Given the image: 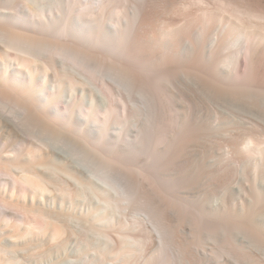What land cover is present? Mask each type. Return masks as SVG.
I'll return each instance as SVG.
<instances>
[{
  "label": "bare ground",
  "instance_id": "bare-ground-1",
  "mask_svg": "<svg viewBox=\"0 0 264 264\" xmlns=\"http://www.w3.org/2000/svg\"><path fill=\"white\" fill-rule=\"evenodd\" d=\"M23 2L0 0V8H8L0 11V132L28 142L24 153L0 146V180L13 181L22 197L14 202L0 193L1 207H13L31 234L50 228L51 247L62 249L70 239L59 213L64 209L36 205L32 193L50 192L57 180L63 208L82 197L81 224L98 259L122 257L128 239H141L120 230H139L141 222L128 217L132 210L143 213L137 215L150 224L167 264L192 263L193 243L181 234L185 218L192 238L218 230L222 248L233 256L244 255L230 239L231 230L240 228L244 246L264 257L262 229L245 218L210 223L201 209L181 205L157 168L136 171L126 139L113 141L131 130L127 123L151 139L181 79L212 104L256 120L248 122L264 132V0ZM166 15L171 21L164 28ZM39 66L52 75L36 74ZM45 80L48 93L41 89ZM61 91L65 111L55 103ZM90 117L98 120L92 127L85 123ZM0 259L17 264L1 243ZM262 260L249 258L250 264Z\"/></svg>",
  "mask_w": 264,
  "mask_h": 264
},
{
  "label": "rangeland",
  "instance_id": "rangeland-1",
  "mask_svg": "<svg viewBox=\"0 0 264 264\" xmlns=\"http://www.w3.org/2000/svg\"><path fill=\"white\" fill-rule=\"evenodd\" d=\"M19 3L25 4L23 0H19ZM1 6L0 11L8 12L5 5ZM173 15L177 17V13ZM161 19L160 26L165 28V24H162L171 21V16L166 15ZM180 21L177 19V22ZM144 31H147L146 28ZM36 70V74L45 78L52 75L50 70L40 66ZM186 82L181 79L170 96L169 109L155 132L157 135L154 133L150 139L148 134H141L136 126L127 123L131 130L113 141L126 139V146L134 156L136 171L144 167L158 169L183 207L192 211L201 209L210 223L216 220L227 223L229 220L235 221L234 218H245L264 231V132L252 126L256 120L240 116L235 111L230 112L223 104H212L214 100L210 102L190 82ZM49 88V82L45 80L41 89L48 93ZM55 103L62 111L66 110L65 92L57 93ZM78 114L82 115L81 112ZM85 120L90 127L98 122L96 117ZM114 128L109 129L110 138L115 134ZM0 146L6 153H24L28 149V142L22 137H9L0 132ZM62 178L73 187H78L73 179ZM58 183L57 180L51 183L50 192L33 190L32 193L36 205L55 211L64 209L59 213L61 218H65L70 239L62 249L60 246L51 247L50 228L43 233L31 234L13 207L0 205V243L9 249V256L16 258L17 264H112L119 259L126 261V264H142L144 261L167 264L163 254H159L150 224L137 215L143 214L137 210H132L128 217L141 222L139 230L133 231L128 227L120 230L135 232L141 239H128L127 254L122 257L98 259L97 246L81 224L80 213L85 212L79 210L82 197L78 196L72 204L63 208L60 202L62 197L55 190ZM0 193L14 202L22 199L13 181L0 180ZM106 213L109 211L106 210ZM180 224L183 237L193 243L190 246L193 256L191 264H250L249 258L253 256L263 258L264 262L258 248L244 246L248 240L240 228L231 230L230 239L244 255L233 256L222 248L218 230L202 233L200 239H196L189 234V218L183 219ZM86 242H91L87 248ZM0 264H4L1 259Z\"/></svg>",
  "mask_w": 264,
  "mask_h": 264
}]
</instances>
